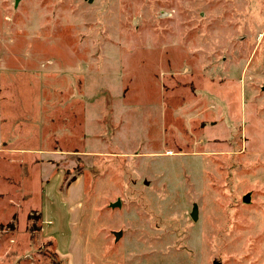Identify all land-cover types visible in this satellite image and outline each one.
Segmentation results:
<instances>
[{
    "label": "rangeland",
    "instance_id": "1",
    "mask_svg": "<svg viewBox=\"0 0 264 264\" xmlns=\"http://www.w3.org/2000/svg\"><path fill=\"white\" fill-rule=\"evenodd\" d=\"M217 263L264 264V0H0V264Z\"/></svg>",
    "mask_w": 264,
    "mask_h": 264
},
{
    "label": "water",
    "instance_id": "2",
    "mask_svg": "<svg viewBox=\"0 0 264 264\" xmlns=\"http://www.w3.org/2000/svg\"><path fill=\"white\" fill-rule=\"evenodd\" d=\"M92 1V0H90ZM243 201L245 203H249L250 202V194H247L243 197ZM122 206V203L120 200H118L116 203H112L111 204V207L112 208H120ZM191 218L196 221L197 218H198V207L197 205L195 204L194 207H193V210H192V213H191ZM114 235L116 237V240H119L120 237L122 236V232H114ZM217 264H221V263H217Z\"/></svg>",
    "mask_w": 264,
    "mask_h": 264
},
{
    "label": "crops",
    "instance_id": "3",
    "mask_svg": "<svg viewBox=\"0 0 264 264\" xmlns=\"http://www.w3.org/2000/svg\"><path fill=\"white\" fill-rule=\"evenodd\" d=\"M20 150V149H19ZM16 152L20 155L21 153H19L18 152V150H16ZM45 192H46V190H44V194H43V196L45 195ZM45 197V196H44ZM43 205V207L45 208V205L44 204H42ZM46 208H47V206H46ZM47 212H48V208H47ZM45 213H46V211L44 212V215H45ZM56 220L58 221V223L60 222V219L58 218V216H57V218H56ZM63 220H64V215H63ZM43 221H44V216H43ZM42 232L44 233L45 232V227H44V229H43V227H42Z\"/></svg>",
    "mask_w": 264,
    "mask_h": 264
}]
</instances>
